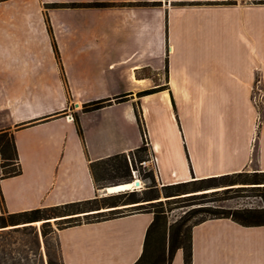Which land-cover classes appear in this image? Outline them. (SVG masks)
I'll list each match as a JSON object with an SVG mask.
<instances>
[{
    "label": "crops",
    "instance_id": "1",
    "mask_svg": "<svg viewBox=\"0 0 264 264\" xmlns=\"http://www.w3.org/2000/svg\"><path fill=\"white\" fill-rule=\"evenodd\" d=\"M49 1L0 0V132L13 133L21 169L0 176V213L107 195L106 187L95 186L89 164L141 145L135 107L145 121L159 186L264 172V111L260 114L252 101L257 81L264 100V74L258 80L253 68L264 67L261 0H55L116 3L58 18L46 10ZM54 45L59 59L43 58ZM64 49L116 53L66 59L60 54ZM215 50L221 66L242 61L240 71L196 78L174 69L193 66L196 51ZM213 56L208 53L207 59ZM166 65L165 81L156 84L141 71L159 72ZM117 82L123 85L113 91ZM164 84L166 89L137 95ZM123 93H129L123 101L83 111L85 102ZM31 120L37 121L29 125ZM235 186L254 187L260 203L244 207L264 210V183ZM87 213L92 212L79 215ZM152 218L150 212H133L63 227L56 234L61 260L134 264ZM191 249L192 264H264V223L207 219L192 227ZM171 264H183L181 249Z\"/></svg>",
    "mask_w": 264,
    "mask_h": 264
},
{
    "label": "trees",
    "instance_id": "2",
    "mask_svg": "<svg viewBox=\"0 0 264 264\" xmlns=\"http://www.w3.org/2000/svg\"><path fill=\"white\" fill-rule=\"evenodd\" d=\"M259 3H264V0L259 1ZM112 5H116V3H71L68 6L88 7ZM56 53L58 52L56 51ZM165 71H168L167 65L165 66ZM166 88V85H162L156 88L140 91L137 95H147ZM127 94L129 93L118 94L113 98H100L85 102L83 104V111L91 112L98 110L110 104L112 100L116 102L123 101L126 99ZM135 115L143 137L141 145L128 153H115L91 161L89 168L97 188L117 185L124 182H132L134 180L132 171L136 170V172H141V166L139 167V165H141L140 162L149 159L150 154L148 153V150H150V146L147 138V130L143 117L141 116L139 109L136 107ZM74 119L76 122L78 121L77 117H74ZM36 121L37 120H31L28 123L30 125ZM78 131L81 133V128L79 126ZM0 153L4 160L2 163L4 173L1 177L19 174L21 172L19 165L18 167L12 165L14 160L18 162V154L12 132H0ZM142 177L148 178L150 181V184L146 185L142 190H126L104 196L96 195L92 199L85 201L67 202L56 206L36 208L15 213H8L7 211L2 210L0 213V228H5L8 225L31 223L52 217H62L59 220L65 222L66 225L64 227H66L81 222V216L78 215L79 213L92 210L97 211L85 214L84 218H86V221H100L127 214L120 213L121 209L124 208H116L118 205L134 204L132 207L145 208L141 212H150L153 214L152 221L146 230L142 254L134 264H171L178 249H181L183 252V264H192L191 230L194 225L212 218H231L232 220L246 226L264 223V210L252 207L227 209L199 207L195 208L192 212H186L173 222L169 221L168 209L164 207L165 204L177 202L178 199H188L195 196L197 194L194 193L197 191L211 188L225 187L223 191L226 192L247 189L252 190L254 188L252 186L245 187L235 185L264 183V172L222 174L162 185L160 188L155 180L152 170H150L149 173L144 174ZM217 191L219 190L213 191L212 193ZM161 195L165 198V201L160 200ZM0 204L3 206V196L1 192ZM102 208L110 209L100 211ZM47 211H53L54 214L50 216L47 214ZM193 217L197 218L192 221ZM48 222L49 221L45 223ZM46 234V230L43 229L42 235L45 236ZM36 244L38 247L40 246L38 235H36ZM46 254L47 264H63L59 251L56 258H52L48 250H46ZM55 259L58 260V263Z\"/></svg>",
    "mask_w": 264,
    "mask_h": 264
},
{
    "label": "rangeland",
    "instance_id": "3",
    "mask_svg": "<svg viewBox=\"0 0 264 264\" xmlns=\"http://www.w3.org/2000/svg\"><path fill=\"white\" fill-rule=\"evenodd\" d=\"M79 3H91V2H79ZM154 3V2H153ZM153 3L144 2V5H151ZM71 3H59L55 2V0H51L45 4V8L47 11H52L53 15L57 18L61 13H69V14H78L83 13L84 10H88L86 6L83 7H72L68 6ZM155 4V3H154ZM110 7H90L89 9L95 10H107ZM186 25L181 29L186 30ZM64 47H66V43H64ZM56 46L54 45V50L44 51L42 57L43 58H57L59 59V52ZM114 53L110 52L106 54L105 52L91 51V50H81V51H69L65 50L61 52V58L71 59V58H112ZM198 56L197 60L193 66H184V67H175L174 69L177 74L184 73L190 77H212V76H220V75H228L230 74V69H234L236 71H240L243 62L240 60L230 61L233 65L229 67L221 66L218 54L219 50L215 51H196ZM208 53H212V58L215 59H207ZM235 60V59H233ZM254 74L260 79V76L264 74V67H253ZM142 73H147L151 76V79H154V83L165 81L168 71H165V66L163 71H154L152 69L141 68ZM156 81V82H155ZM123 84L121 82H117L116 84L111 86L113 91H118L119 87ZM165 85V84H164ZM161 86V85H160ZM159 86H154L151 88H156ZM150 89V88H149ZM252 101L255 103V106L260 114L264 111V100L261 96V83L258 81L255 83V87L252 91ZM92 112V111H91ZM90 113V112H88ZM150 121V118L148 119ZM145 123V121H144ZM139 128V125L137 126ZM134 128V125H133ZM136 128V127H135ZM140 129V128H139ZM138 130V129H137ZM150 154L149 159L147 160V164L145 166H141V172H136V178L141 181V185L139 187L131 188V190H142L146 185L150 184L148 178L142 177L144 174L149 173L150 170L153 171L155 180L156 178V166L152 161L153 157L151 154V149L148 150ZM151 159V160H150ZM136 171V170H135ZM4 169L0 172V175H3ZM135 179V178H134ZM158 184V182H157ZM159 186V185H158ZM160 188V186H159ZM225 187L211 188L203 191H197L188 199H178L177 202H172L171 204H165L164 207L168 209V219L170 222L177 220L180 216L184 215L186 212H192L195 208L199 207H217L222 209L227 208H237L244 207L250 205H257L259 202L258 199L254 198L253 190H238L226 192L223 191ZM219 190L215 193L213 191ZM160 200L165 201V198L161 195ZM134 204L129 205L127 208L121 209L120 213H131V212H141L145 208L132 207ZM97 210H92L89 212H96ZM102 211V209H100ZM47 214L52 216L54 214L53 211H47ZM79 215V214H78ZM82 215V214H80ZM192 215V214H191ZM199 216V215H198ZM62 217H52L49 219H42L39 221L31 222V223H22L18 225H8L5 228H0V264H47V254L46 250H48L49 254L52 258H56L58 256L59 246L57 240V230L61 229L66 225L65 222L59 220ZM197 217H193L192 221ZM86 218L84 216L80 217V221H85ZM49 221L48 223H45ZM46 230L47 234L45 236L42 235V230ZM36 235H38L40 240V246L38 247L36 244ZM47 248V249H46ZM58 263V260L55 259Z\"/></svg>",
    "mask_w": 264,
    "mask_h": 264
},
{
    "label": "bare ground",
    "instance_id": "4",
    "mask_svg": "<svg viewBox=\"0 0 264 264\" xmlns=\"http://www.w3.org/2000/svg\"><path fill=\"white\" fill-rule=\"evenodd\" d=\"M138 83H140V82H138ZM171 84H172V86L174 88V91L178 92V84L176 83L175 79L171 80ZM164 94H167V93L165 92ZM150 100H151L150 98H146L145 99L146 102H148ZM147 117H148V113H147ZM140 185H141V183L138 186H135L133 181L132 182H127V183L124 182V183H120V184H117V185L106 186L104 191L107 192V195L108 194H115V193H118V192L131 190V188L139 187Z\"/></svg>",
    "mask_w": 264,
    "mask_h": 264
},
{
    "label": "built area",
    "instance_id": "5",
    "mask_svg": "<svg viewBox=\"0 0 264 264\" xmlns=\"http://www.w3.org/2000/svg\"><path fill=\"white\" fill-rule=\"evenodd\" d=\"M3 161L4 160H3L2 156H1V153H0V172L3 170V166H2ZM152 161H153V159H152ZM140 164L143 165V166H145L147 164V160L141 161ZM12 165H15L16 167H18V162L14 160V162L12 163ZM132 173H133L134 178H136V171L133 170ZM0 176H2V175H0Z\"/></svg>",
    "mask_w": 264,
    "mask_h": 264
},
{
    "label": "water",
    "instance_id": "6",
    "mask_svg": "<svg viewBox=\"0 0 264 264\" xmlns=\"http://www.w3.org/2000/svg\"><path fill=\"white\" fill-rule=\"evenodd\" d=\"M133 182H134V185H135V186H138V185L141 183V181H140L138 178H135V179L133 180Z\"/></svg>",
    "mask_w": 264,
    "mask_h": 264
}]
</instances>
